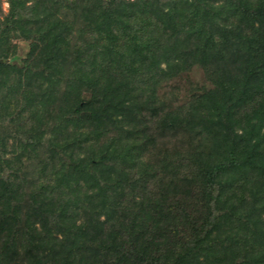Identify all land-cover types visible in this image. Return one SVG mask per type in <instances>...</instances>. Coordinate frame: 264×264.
I'll use <instances>...</instances> for the list:
<instances>
[{
	"label": "trees",
	"instance_id": "1",
	"mask_svg": "<svg viewBox=\"0 0 264 264\" xmlns=\"http://www.w3.org/2000/svg\"><path fill=\"white\" fill-rule=\"evenodd\" d=\"M8 2L0 264H264V0Z\"/></svg>",
	"mask_w": 264,
	"mask_h": 264
},
{
	"label": "rangeland",
	"instance_id": "2",
	"mask_svg": "<svg viewBox=\"0 0 264 264\" xmlns=\"http://www.w3.org/2000/svg\"><path fill=\"white\" fill-rule=\"evenodd\" d=\"M70 1H72V3L81 2V0H70ZM0 7H1L0 22H3L10 13V6L8 0H0ZM94 7L95 6L93 4V8ZM30 49H31V43L29 41H25L23 39H13L10 45V49H9L10 53L8 59L0 60V63L10 64L12 66H22L24 60L27 58L28 54L30 53ZM188 77H189V82H187V80L184 78L185 80L175 81V83L172 86L176 90L179 89L180 102H184L188 97L192 95V94L188 95L190 93L189 91L191 90H196L198 88H207V89L211 88V85L207 81L205 74L203 73V70L199 67L194 68L190 72ZM45 127H46V123L43 122L39 124V129H45Z\"/></svg>",
	"mask_w": 264,
	"mask_h": 264
}]
</instances>
